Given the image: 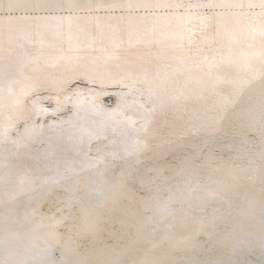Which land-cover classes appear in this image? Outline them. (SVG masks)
I'll return each instance as SVG.
<instances>
[{"label": "bare ground", "instance_id": "6f19581e", "mask_svg": "<svg viewBox=\"0 0 264 264\" xmlns=\"http://www.w3.org/2000/svg\"><path fill=\"white\" fill-rule=\"evenodd\" d=\"M0 264H264V0H0Z\"/></svg>", "mask_w": 264, "mask_h": 264}]
</instances>
